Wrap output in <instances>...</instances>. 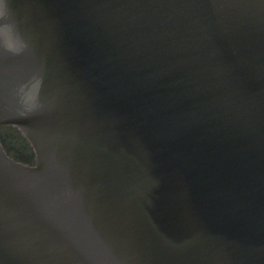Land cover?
Instances as JSON below:
<instances>
[{"label": "water", "instance_id": "95a60500", "mask_svg": "<svg viewBox=\"0 0 264 264\" xmlns=\"http://www.w3.org/2000/svg\"><path fill=\"white\" fill-rule=\"evenodd\" d=\"M11 6L0 126L36 165L0 142V264H264V0Z\"/></svg>", "mask_w": 264, "mask_h": 264}, {"label": "clouds", "instance_id": "9594fccd", "mask_svg": "<svg viewBox=\"0 0 264 264\" xmlns=\"http://www.w3.org/2000/svg\"><path fill=\"white\" fill-rule=\"evenodd\" d=\"M29 48V40L19 27L11 0H0V52L19 56ZM41 85V78L32 77L20 82L14 88V102L22 115H27L44 106L40 98Z\"/></svg>", "mask_w": 264, "mask_h": 264}]
</instances>
